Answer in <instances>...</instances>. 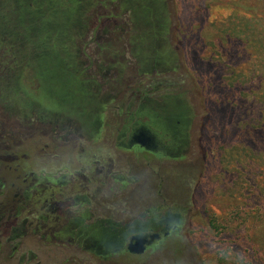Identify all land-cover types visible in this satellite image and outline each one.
<instances>
[{"label":"rangeland","instance_id":"1","mask_svg":"<svg viewBox=\"0 0 264 264\" xmlns=\"http://www.w3.org/2000/svg\"><path fill=\"white\" fill-rule=\"evenodd\" d=\"M162 2L169 28L161 41L173 62L142 74L129 36L99 35L106 20L97 24V18L104 10L98 6L91 12L79 48L86 73L105 100L94 134L78 131L67 143L50 133L56 123L40 121L35 113L20 122L1 105L0 130L16 134V147L27 158L23 165L35 174L56 173L61 166L94 170L95 160L110 164L113 177L107 185L90 187L108 195L100 198L106 213L79 208L80 214H93L89 222L106 217L131 223L154 208L151 215L176 214L175 228L142 255L122 251L99 258L79 247L72 254L64 249L40 257L42 264H264V0ZM126 14L109 23L123 26ZM108 41L113 45L109 63L96 51V43ZM110 65L120 69L106 73L114 87L94 74ZM148 82L167 85L152 98L168 92L185 99L193 111L191 142L177 159L144 158L123 146L131 129L140 126L133 118L135 95L143 92L137 85ZM35 88L30 84L31 91ZM56 105L47 103L50 109ZM72 255L74 260H68Z\"/></svg>","mask_w":264,"mask_h":264},{"label":"flooded vegetation","instance_id":"2","mask_svg":"<svg viewBox=\"0 0 264 264\" xmlns=\"http://www.w3.org/2000/svg\"><path fill=\"white\" fill-rule=\"evenodd\" d=\"M135 1V5H141L136 12L138 19H151L155 26L162 14L156 0ZM147 44L151 45L149 41ZM153 46L156 50L147 54L140 48L141 74L147 70L165 69L173 62L172 54L163 45L156 43ZM74 75L77 76L78 72L74 71ZM80 80L78 78L73 88L82 92L85 102L79 104L82 98L78 94L73 95L74 90L70 89L68 93L61 91L57 98L48 95L57 103L50 109L47 98L41 102L22 94L21 101L30 109L9 111V117L25 121L30 113H35L33 109L36 108L40 121L56 123L50 131L52 136L65 139L67 143L74 140L73 134L78 131L94 134L105 100L98 99L97 90ZM13 86L15 91L21 89L17 79ZM166 86L159 83L152 86L151 82L137 85L143 92L135 95L137 109L133 118L140 126L131 129L123 146L143 153L144 158L177 159L186 152L191 142L193 111L187 101L168 92L152 98V93L159 88L166 89ZM126 130L124 126L120 138ZM15 135L0 130V264H42L40 257H50V254L64 249L72 254L79 247L99 258L111 257L127 252V245L133 236H146L147 240H151L148 250L174 230L177 215L170 212L164 216L151 215L154 208L147 210L146 218L142 215L141 219L131 223L113 222L106 217H97L89 222L93 214H80L79 208L93 206L100 213H106L100 198L106 199L108 195L101 196L99 189L91 190L90 187L92 183H96L98 188L107 185L113 177L110 164L104 165L95 160L92 162L94 170L78 165L71 169L61 166L56 173L41 171L35 174L23 165L27 158L18 151L16 146L19 142L14 141ZM155 235L158 237L155 238ZM68 257V260H74L73 255Z\"/></svg>","mask_w":264,"mask_h":264},{"label":"trees","instance_id":"3","mask_svg":"<svg viewBox=\"0 0 264 264\" xmlns=\"http://www.w3.org/2000/svg\"><path fill=\"white\" fill-rule=\"evenodd\" d=\"M135 2V0H0V105L2 112L9 117L11 114L9 111L30 109L21 101L22 94L41 102L47 98V101L53 104V101L56 102L55 98L48 95L57 98L61 91L68 93L67 90L71 89V91L74 90L73 95L78 94L82 98L78 101L79 104L85 102L82 92L79 93L73 88L78 78L96 89L97 92H93L98 99H101L98 94L99 85L86 73L87 67L81 57L83 51L79 48L82 37L88 31L90 14L98 6L104 11L97 18V24H100L103 18L106 20L99 30V35L107 38L106 36L110 34H127L129 36L127 44L131 47L132 57L137 64L142 58L140 48L146 54L156 50L153 46L156 43L166 48V44L161 41L169 28L164 2L155 1L162 8V14L158 17L155 26L151 19H146L148 22L138 19L136 12L141 5H135ZM124 12L127 14L123 26L119 24L114 27L109 23L111 19L120 17ZM97 30L98 26L90 32L93 34ZM177 31L178 28H175L174 39H176ZM148 41L151 45L147 44ZM96 46L100 60L108 62L113 54V45L108 41L101 45L96 43ZM61 64L66 65L61 67ZM114 67L111 65L103 69L99 67L94 74L101 80H105L106 85L114 87L111 84L112 80L106 77L110 69L119 73L120 69ZM74 71L78 72L77 76L74 75ZM15 79L21 88L19 91L14 90ZM30 84L36 87L34 91L30 90ZM33 111L38 117V109L35 108Z\"/></svg>","mask_w":264,"mask_h":264},{"label":"water","instance_id":"4","mask_svg":"<svg viewBox=\"0 0 264 264\" xmlns=\"http://www.w3.org/2000/svg\"><path fill=\"white\" fill-rule=\"evenodd\" d=\"M66 65V64H61ZM158 236L155 235V238ZM151 239V238H150ZM152 241L147 240L146 236H133L127 245V252L132 255H142L148 246H150Z\"/></svg>","mask_w":264,"mask_h":264}]
</instances>
